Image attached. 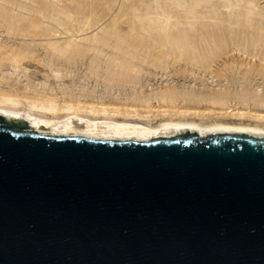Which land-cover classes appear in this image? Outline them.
Returning a JSON list of instances; mask_svg holds the SVG:
<instances>
[{"label": "water", "instance_id": "95a60500", "mask_svg": "<svg viewBox=\"0 0 264 264\" xmlns=\"http://www.w3.org/2000/svg\"><path fill=\"white\" fill-rule=\"evenodd\" d=\"M0 264H264V138L92 139L0 115Z\"/></svg>", "mask_w": 264, "mask_h": 264}, {"label": "rangeland", "instance_id": "374dc122", "mask_svg": "<svg viewBox=\"0 0 264 264\" xmlns=\"http://www.w3.org/2000/svg\"><path fill=\"white\" fill-rule=\"evenodd\" d=\"M0 96L264 129V0H0Z\"/></svg>", "mask_w": 264, "mask_h": 264}, {"label": "bare ground", "instance_id": "6f19581e", "mask_svg": "<svg viewBox=\"0 0 264 264\" xmlns=\"http://www.w3.org/2000/svg\"><path fill=\"white\" fill-rule=\"evenodd\" d=\"M19 106L21 103L16 99L0 96L1 116L27 120L30 127L40 134L136 141L171 138L188 132L197 133L201 137L217 134H246L264 138V129L252 127L216 125L210 130H205L197 124L174 122L153 126L150 113L143 115L137 109L104 106L103 103L92 106L80 104L58 106L54 101L47 103L27 101L24 105L25 114L21 113L22 109L18 108ZM62 113L67 114L66 120H62Z\"/></svg>", "mask_w": 264, "mask_h": 264}]
</instances>
